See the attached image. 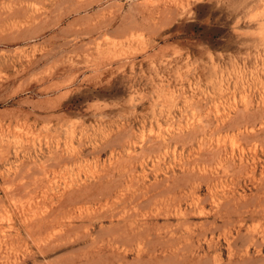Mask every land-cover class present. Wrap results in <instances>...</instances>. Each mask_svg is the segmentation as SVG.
<instances>
[{"label":"rangeland","instance_id":"obj_1","mask_svg":"<svg viewBox=\"0 0 264 264\" xmlns=\"http://www.w3.org/2000/svg\"><path fill=\"white\" fill-rule=\"evenodd\" d=\"M0 264H264V0H0Z\"/></svg>","mask_w":264,"mask_h":264},{"label":"bare ground","instance_id":"obj_2","mask_svg":"<svg viewBox=\"0 0 264 264\" xmlns=\"http://www.w3.org/2000/svg\"><path fill=\"white\" fill-rule=\"evenodd\" d=\"M205 144V143H204ZM217 150V149H216ZM247 170V169H246ZM41 172H42V170H41ZM253 173V172H252ZM197 175V174H196ZM152 183V182H151ZM117 198V197H116ZM171 198V197H170ZM175 198V197H174ZM53 201V200H52ZM126 207V206H125ZM137 208V207H136ZM232 210V209H231ZM114 212V211H113ZM124 212H126V211H124ZM188 212V211H187ZM36 215V214H35ZM132 216H133V214H131ZM42 216V215H41ZM43 217V216H42ZM56 217V216H55ZM80 217V216H79ZM45 218V217H44ZM50 218H52V216H50ZM54 218V217H53ZM61 218V217H60ZM38 219V218H37ZM42 219V218H41ZM44 220V219H43ZM58 220V219H57ZM40 221V220H39ZM48 222V221H47ZM41 223V222H40ZM49 223H51V222H49ZM55 223H56V221H55ZM58 223H59V221H58ZM36 224H37V221H36ZM62 224H63V222H62ZM51 225H52V223H51ZM58 225V224H57ZM61 226V225H60ZM52 227V226H51ZM28 229H29V227H27ZM32 228V227H31ZM41 228H42V226H41ZM40 229V228H39ZM50 229V228H49ZM46 231H48V229L46 230ZM52 231V230H51ZM53 231H54V229H53ZM59 232V231H58ZM252 232V231H251ZM49 238V237H48ZM92 245V244H91Z\"/></svg>","mask_w":264,"mask_h":264}]
</instances>
